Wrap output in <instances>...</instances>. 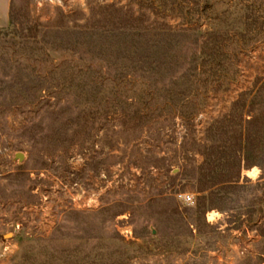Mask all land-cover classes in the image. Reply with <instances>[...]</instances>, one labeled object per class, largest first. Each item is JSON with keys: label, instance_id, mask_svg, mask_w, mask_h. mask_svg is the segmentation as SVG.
<instances>
[{"label": "rangeland", "instance_id": "rangeland-1", "mask_svg": "<svg viewBox=\"0 0 264 264\" xmlns=\"http://www.w3.org/2000/svg\"><path fill=\"white\" fill-rule=\"evenodd\" d=\"M138 1L0 0V29L58 35L61 14L82 22L113 4L179 30L196 10ZM207 2L202 28L235 36L237 75L211 84L188 123L139 113L124 124L132 109L100 93L87 133L79 82L98 60L86 77L66 67L38 87L17 81L7 100L0 90V264H264V0Z\"/></svg>", "mask_w": 264, "mask_h": 264}, {"label": "trees", "instance_id": "trees-1", "mask_svg": "<svg viewBox=\"0 0 264 264\" xmlns=\"http://www.w3.org/2000/svg\"><path fill=\"white\" fill-rule=\"evenodd\" d=\"M193 1L195 13L186 18L184 11L179 30L150 18L146 12L134 14L133 11L117 9L113 4L91 7L82 22L61 14L62 30L58 35H55V29L48 28L44 31L46 37H40L35 25L24 32L9 23L0 29V71L15 70L14 73L21 74L22 79H10L5 74L1 77L0 90L7 91L4 100L12 95L9 89H13L17 81H22L23 85L35 82L38 87L45 83L47 73L66 67L68 76L79 73L74 77L80 74L86 77L93 71L91 62L98 60L100 66L93 71L91 78L79 82V90L86 96L82 106H88L79 112L83 117L81 127L87 133L95 124L90 118L93 109L102 104L98 98L100 93L111 94V100L103 104L135 109L125 111L128 116L124 124L139 113L143 118L155 114L159 119L178 117L190 122L203 108L208 87L226 79L228 86L237 75L232 62L237 54L235 36L230 34L218 42V31H204L202 17L211 5L207 0ZM138 2L158 9L170 5L187 11L191 8L184 0ZM227 4L224 2L226 11ZM246 5L251 6L248 2ZM103 63L117 66L109 74ZM123 66L130 68L127 73L119 71ZM68 82L63 85L69 86ZM96 99H99L98 103ZM218 136L219 133L215 135V141Z\"/></svg>", "mask_w": 264, "mask_h": 264}, {"label": "water", "instance_id": "water-1", "mask_svg": "<svg viewBox=\"0 0 264 264\" xmlns=\"http://www.w3.org/2000/svg\"><path fill=\"white\" fill-rule=\"evenodd\" d=\"M16 157H17L19 160H21V159H22V156H21V154H16Z\"/></svg>", "mask_w": 264, "mask_h": 264}, {"label": "built area", "instance_id": "built-area-1", "mask_svg": "<svg viewBox=\"0 0 264 264\" xmlns=\"http://www.w3.org/2000/svg\"><path fill=\"white\" fill-rule=\"evenodd\" d=\"M190 200H191V199H190V197H188V196L185 198V202H188V201H190Z\"/></svg>", "mask_w": 264, "mask_h": 264}]
</instances>
